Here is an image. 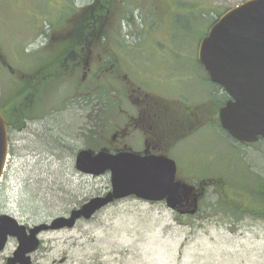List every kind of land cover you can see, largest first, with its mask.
Instances as JSON below:
<instances>
[{
  "label": "rangeland",
  "instance_id": "374dc122",
  "mask_svg": "<svg viewBox=\"0 0 264 264\" xmlns=\"http://www.w3.org/2000/svg\"><path fill=\"white\" fill-rule=\"evenodd\" d=\"M244 1L112 0L97 40L117 58L128 81L168 98L184 116L190 104L228 100L210 82L195 51L214 17ZM94 3L0 0V103L12 102L27 87V77L59 59ZM88 61L81 72L51 79L28 127L13 133L15 151L9 150L0 180V211L21 224L32 227L68 216L88 199L110 191V172L93 176L76 169L80 150L144 147L135 129L128 138L112 140L117 115L105 114L108 97L101 94L113 98L111 91H124L125 81L112 75L113 67L111 74H96ZM129 96L121 95L122 122L137 113ZM189 132L168 154L177 165L178 180L191 186L209 181L196 201L199 211L181 214L164 201L134 196L116 200L72 228L42 232L33 264H264L263 208L241 216L222 198L254 202L247 187L254 185L251 174L264 181V140L240 143L216 123ZM221 179L226 182L221 188L211 182ZM17 244L9 240L0 251V264H6Z\"/></svg>",
  "mask_w": 264,
  "mask_h": 264
},
{
  "label": "water",
  "instance_id": "95a60500",
  "mask_svg": "<svg viewBox=\"0 0 264 264\" xmlns=\"http://www.w3.org/2000/svg\"><path fill=\"white\" fill-rule=\"evenodd\" d=\"M200 41L199 62L210 81L230 96L219 110L220 126L240 143L264 140V0H246L227 9ZM7 124L0 112V179L9 151ZM75 158L76 169L83 174L98 176L110 172V191L88 199L68 216L34 225L29 232L15 217L0 214V251L8 237L18 239L8 264H32L30 255L40 245L41 232L72 228L79 219L89 220L100 209L122 198L135 196L153 203L165 201L169 208L181 213L197 211L196 207L184 209L186 189L177 180L176 163L167 155H141L132 150L95 152L86 148Z\"/></svg>",
  "mask_w": 264,
  "mask_h": 264
},
{
  "label": "flooded vegetation",
  "instance_id": "af4514ba",
  "mask_svg": "<svg viewBox=\"0 0 264 264\" xmlns=\"http://www.w3.org/2000/svg\"><path fill=\"white\" fill-rule=\"evenodd\" d=\"M86 20L87 19H85L83 22H80V27L74 33V37L70 36L72 37V39H70L69 42H66V46L68 45V49L64 53H62L59 59L55 62L59 63V60H61L63 56L68 55L67 61L65 60L67 65L64 67L63 71L59 72L56 70H52V72L46 73L45 70L48 71V68H52L51 66L55 64L53 62L47 68L38 71V73L33 77H27L26 86L30 87L31 90L27 91L23 101L21 102L22 105H20V120H18V123H20V125H17L15 122L9 121L7 119L9 150L12 152L15 151L14 149H12V146L15 147L14 144L16 142L12 138L13 133L18 130H24L28 127L27 123L33 118L32 113L35 106L40 105L38 104L37 100L41 97L42 91L49 85L51 79H59L60 77L66 76L67 74L76 73L78 71L81 72L82 69H85L84 67L87 65V62H89L88 60H90V63L93 64V69L96 74L102 72L109 73L108 70L110 69V67H113L112 69L115 68L114 73H117V75H115L114 73L112 75L116 77V79H120L119 77H122L125 81L123 83V87L125 90L121 93H114V91L111 92L113 98L109 97L110 93L105 92L101 94L105 98L106 96L108 97L104 102V106L106 108L105 114L109 113L117 115V118L114 119L116 121V132L111 136L112 140L114 141L119 137L120 139L128 138V136H130L131 134V131L135 129L136 131H140V135L144 139V147L140 151L134 150L132 148L123 149L134 150L141 155L144 153H154L153 151L163 152L166 150L168 152L169 149L171 151L174 147L175 141L182 139L183 136H185V134H187L190 130L196 128V123L194 121L188 122L189 119L187 114L183 116L182 112L180 111L182 108L180 110L176 109L175 106L170 103V100L168 98L159 96L157 93L151 90L144 91V89L140 86L137 87L132 81H128V78H126V74L122 75V68L117 63V58L115 56H111L110 49H104L106 47L104 43L102 44L98 42L97 38L99 24H95V19L94 21H92V24L86 23ZM85 26H87V28H90L91 26L93 27L92 29L84 31ZM160 45L161 44L159 43L157 47H159ZM74 46L76 47L74 48ZM197 54L198 53L196 52V56ZM98 61L99 64L108 63V65L104 68H101L98 66ZM96 62L98 67L96 66ZM81 77L79 78V80L81 79ZM84 77L85 74L83 75V78ZM97 77L98 76H96V78ZM81 81L82 80H80V86L82 87ZM131 84H134L138 89L132 88ZM27 87H25V90H27ZM133 93H135L134 96ZM130 94L133 100H135L133 103L135 104L137 113L135 116L130 114L127 118L125 117V123L122 122L123 117H119L123 115V109L121 108L122 101L120 99L121 95L124 98L126 97L127 99H130ZM81 97H83V95ZM109 100L113 101L110 102ZM176 102H178V104H181L180 101ZM0 104L7 105L8 102ZM173 113L176 114L175 117H172ZM0 214H3V212L0 211ZM27 227V231L29 232L30 227ZM8 239L17 240V238L13 236L8 237ZM14 251L12 252V255L14 254ZM12 255L8 256L5 259L6 264H8L7 259L9 257H12Z\"/></svg>",
  "mask_w": 264,
  "mask_h": 264
},
{
  "label": "trees",
  "instance_id": "16d2710c",
  "mask_svg": "<svg viewBox=\"0 0 264 264\" xmlns=\"http://www.w3.org/2000/svg\"><path fill=\"white\" fill-rule=\"evenodd\" d=\"M111 1L112 0H95V3L93 4V7L91 9V14L87 18L86 23L92 24V21H94L95 19V24L96 23L100 24V21L102 17L105 16L106 10L109 8ZM225 10L226 9H224V11L222 12H219L217 17L221 15L222 13H224ZM217 17L216 16L214 17L215 18L214 21L217 20ZM214 21L211 22L210 25H212ZM92 27L93 26H91L90 28H87V26H85L84 31L88 29H92ZM206 30L208 31V28ZM207 31L203 33V36L207 33ZM75 47L76 46H74V48ZM67 56L68 55L63 56L62 59L59 60V63H55L54 65H52L51 66L52 68H48L49 69L48 71L45 70L46 73L52 72V70H56L59 72L63 71L64 67L67 65V63L65 62V60L67 61ZM100 64L102 66L101 68H104L108 65V63H100ZM131 87L134 89H138L134 84H131ZM25 89L26 88L22 89V91L20 90L21 91L20 94H18L12 102L8 103L7 105L0 104V109L2 113L4 114V116L9 121L15 122L17 125H20V123H18L19 122L18 120H20L19 117H20V112H21L20 105H22L21 102L23 101L27 91L31 90L30 87H27V90ZM111 92H113V90ZM223 99L225 98H220V97L217 99L212 98L210 100H206V102H203V103H198L195 105L190 104L188 105L190 109H187L186 114L188 118L193 119V121L196 120V122L194 121L196 123V127H201L203 125H206L207 123L218 124L219 123L218 112H219L220 106L223 105V103L226 101ZM153 152L155 154H162V155L168 154L166 150L163 152H157V151H153ZM250 178L251 180L249 182L250 183L254 182V185L252 188L247 187V190H249V193L251 197L253 198L254 202L252 203H245L241 201L238 202L235 200V198H230L222 194L224 203L234 209L236 208V212H239L241 216H244L246 212L251 211L252 210L251 208L255 209L256 207H261L264 210V181H260L258 179V176L257 175L255 176L254 174H251ZM211 182H214L216 185H218L219 187L217 188H221V186L226 183L224 179L223 180L221 179L218 181H211ZM207 185L210 186L209 181L207 179L200 181L199 184H197V186L187 185L188 187H186V190L183 191L184 198H186V200L189 201V203H192L195 199L199 198V196L203 194V191ZM254 187L256 188L255 190H254ZM255 211L252 213L254 215L258 214V213H255ZM262 218L264 217L262 216Z\"/></svg>",
  "mask_w": 264,
  "mask_h": 264
}]
</instances>
